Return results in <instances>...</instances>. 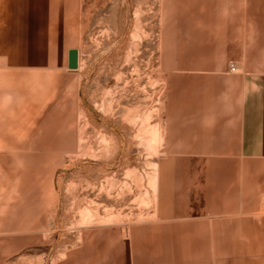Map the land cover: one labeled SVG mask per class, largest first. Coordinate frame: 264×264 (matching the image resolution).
<instances>
[{"label":"crops","instance_id":"obj_1","mask_svg":"<svg viewBox=\"0 0 264 264\" xmlns=\"http://www.w3.org/2000/svg\"><path fill=\"white\" fill-rule=\"evenodd\" d=\"M78 14V0H0V264H261L260 196H246L239 183L264 158V34L255 13L234 74L211 62L225 50L169 56L154 221L130 232L123 263L117 254L102 258L100 236L91 254L84 244L70 250L62 234L54 261L53 212L37 209V188L51 196L53 150H67L63 91L78 92L79 77L68 82L79 69V53L77 69L68 68ZM21 203L28 206H14Z\"/></svg>","mask_w":264,"mask_h":264},{"label":"rangeland","instance_id":"obj_2","mask_svg":"<svg viewBox=\"0 0 264 264\" xmlns=\"http://www.w3.org/2000/svg\"><path fill=\"white\" fill-rule=\"evenodd\" d=\"M78 2L77 36L69 47L78 50L79 69L68 79L71 86L79 77L78 92L63 91L67 150H53L52 193L47 187L45 198V188L38 186L37 209L53 212L47 225L58 245L54 261L61 257L62 234L70 250L84 244L91 254L100 236L102 258L117 254L123 263L130 232L154 221L158 163L168 141L167 68L175 61L169 56L179 50H225L228 57L211 62H224L234 74L237 56L254 34L252 13L263 20L264 34V0ZM258 165L259 173H246L239 183L246 196H260L257 212L263 214L264 158ZM259 253L264 264V251Z\"/></svg>","mask_w":264,"mask_h":264},{"label":"water","instance_id":"obj_3","mask_svg":"<svg viewBox=\"0 0 264 264\" xmlns=\"http://www.w3.org/2000/svg\"><path fill=\"white\" fill-rule=\"evenodd\" d=\"M68 68L70 70H75L78 67V51L76 49H71L68 53Z\"/></svg>","mask_w":264,"mask_h":264},{"label":"built area","instance_id":"obj_4","mask_svg":"<svg viewBox=\"0 0 264 264\" xmlns=\"http://www.w3.org/2000/svg\"><path fill=\"white\" fill-rule=\"evenodd\" d=\"M235 67L234 66H231V70L234 71Z\"/></svg>","mask_w":264,"mask_h":264}]
</instances>
